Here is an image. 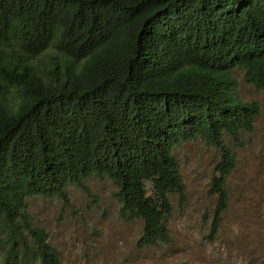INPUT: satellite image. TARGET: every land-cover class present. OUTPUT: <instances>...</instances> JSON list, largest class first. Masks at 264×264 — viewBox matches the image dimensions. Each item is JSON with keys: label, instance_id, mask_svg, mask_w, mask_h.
I'll list each match as a JSON object with an SVG mask.
<instances>
[{"label": "trees", "instance_id": "obj_1", "mask_svg": "<svg viewBox=\"0 0 264 264\" xmlns=\"http://www.w3.org/2000/svg\"><path fill=\"white\" fill-rule=\"evenodd\" d=\"M234 69L264 87V0H0V264H60L26 198L68 202L92 175L143 220L140 246L169 241L170 194L186 196L173 149L197 136L221 150L215 235L236 161L222 136L260 112Z\"/></svg>", "mask_w": 264, "mask_h": 264}, {"label": "rangeland", "instance_id": "obj_2", "mask_svg": "<svg viewBox=\"0 0 264 264\" xmlns=\"http://www.w3.org/2000/svg\"><path fill=\"white\" fill-rule=\"evenodd\" d=\"M233 74L240 98L257 100L260 112L251 131L222 136L236 161L225 178L228 206L217 233L209 234L218 201L211 186L221 150L197 136L173 149L186 196L181 201L178 193L170 194L169 241L138 244L144 222L120 216L109 177H88L89 192L69 183L68 202L57 195L28 196L32 223L46 230L60 264H264V87L247 82L240 69ZM146 188L154 193L150 180Z\"/></svg>", "mask_w": 264, "mask_h": 264}]
</instances>
